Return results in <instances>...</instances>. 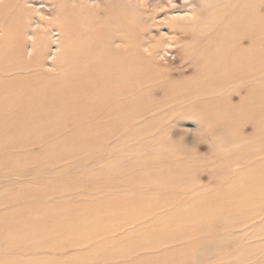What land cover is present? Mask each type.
<instances>
[{
	"label": "bare ground",
	"instance_id": "6f19581e",
	"mask_svg": "<svg viewBox=\"0 0 264 264\" xmlns=\"http://www.w3.org/2000/svg\"><path fill=\"white\" fill-rule=\"evenodd\" d=\"M42 1L49 2V11L38 15L35 3ZM91 1L94 0H37V2L0 0V133L10 132L15 135L13 138H20L19 146L22 140V145L26 144V146L36 141L44 142L52 144V148L62 146V149H69L70 154L67 153L69 157L68 155H74L75 151H80L87 145L109 143L118 145L130 130L129 127H133L135 123L137 93L141 85L139 84L140 63L150 65V62H154L151 56L155 53L147 46L148 41L145 44L141 40H135L134 37L135 41H130V36L126 35L129 37V42H125L117 37L115 33L123 30L126 23H123L120 16L114 18V12L107 8L105 12L100 11V7L103 6H99V0H95L93 4L90 3ZM27 2H35V6L31 4L29 8L24 7ZM203 2L206 5L202 7L200 13H193L190 18L186 16L182 21H174L173 26L166 25L169 26L167 30L169 37H175L177 30H182L178 31L181 33L178 42L180 39L188 38L187 41L194 45L193 55L196 59L192 63L193 69L182 75L185 77L162 84L161 91L165 95L169 91H182L184 88L189 100L209 99L215 102L209 101L213 108L209 111L208 118L209 121L221 124V127L212 130L203 125L199 129L203 130L207 138L203 141L208 147L221 154L211 153L206 161H199L187 153L174 149V145H170V149L167 148L161 144L164 141L160 138L155 139L152 135L153 137L144 141V147L148 151L146 155L139 159H131V157L129 161L125 160L127 164L121 168L116 165L113 177H109L108 173L106 178L100 177L102 180L99 182V177L96 175L98 180L95 181H98V184L97 182L94 184V181H92L93 185L83 182L82 187L78 188L80 184L78 182L74 186L65 182L59 184L43 182L38 187L40 190L31 189L23 201L16 205L17 211L21 207L23 210L11 217L5 214L0 217L1 221L11 218L18 220L23 215L27 218L26 224L38 232V237L36 240L32 231L23 230V245L36 246L37 243L36 248L40 249L51 246V249L58 250L56 256L59 257L63 255L60 253L72 246L75 240H77L75 242L92 240L91 248L102 251V258L113 259L117 252L122 255L127 254L141 243V239L147 246L153 247L161 238L180 233L194 235L205 231L208 232L207 236L194 241L183 252H168L159 255L156 259H135L131 264H153V261L156 264H176L181 258L183 260L181 264H202L207 262V257L194 256L201 249L210 253L218 252L214 255H219L218 258H224L227 254L238 258L237 261L226 264H264V244H260L256 238L261 229L258 227L250 229L251 224L245 221L246 217H239L244 209L253 215L260 206L264 205V0H204ZM100 12L105 13L103 19L99 17ZM132 17L127 15V18L133 19ZM49 28L57 32L53 41L48 38V34L52 31ZM151 28L149 27V30ZM145 36L142 37L144 40ZM164 37L160 38L162 42ZM140 46H143V49L146 46L147 50H144L149 56L139 51ZM49 68L53 71H49ZM145 76L150 78L148 73ZM180 84L182 87H179ZM186 85L191 87L186 90ZM149 88V92L153 90ZM211 92L215 93V96L209 97ZM226 94L236 95L237 102H229L224 98ZM156 107L153 106L155 109ZM177 107V109L181 108ZM182 107L188 109L194 107L200 113L204 110L201 105L184 104ZM242 125L248 127L247 133L241 130ZM23 132L27 133L24 137ZM34 132L46 134L56 132L59 135L55 133V138L51 136L48 139L37 136L33 134ZM13 138L11 141L14 140ZM8 142L4 136L0 138L1 160L7 161L6 159L10 160L12 156L14 157L13 153H9L10 158L7 154V158H3L6 157L4 147L9 146ZM14 144L16 147V143L11 145ZM132 153L137 152L132 151ZM5 161L3 162H8ZM14 161L17 160L11 161L9 165L11 166ZM197 162H201L202 167L199 168L195 164ZM101 163L103 164V161ZM75 164L77 166V163ZM93 167L95 170L98 168L96 165ZM23 171L25 173L28 170ZM196 172L198 176L204 177L203 182L210 183V189L201 190V185L191 179L196 176ZM2 173L5 174V171L3 170ZM78 177L80 178V175ZM110 178L122 192L115 193L114 191L117 190L115 187L113 197L102 198L96 195V192L110 186ZM60 188L70 189L75 193L81 192L90 197L80 204L67 198L64 202L50 200L56 198L57 190ZM2 190L5 191L3 188ZM128 193L132 195H127ZM160 194L165 195L164 206L170 208L176 204L173 211H168L169 218L175 219H165L157 213V207L162 204L156 203L152 195L158 198ZM180 195L187 196L188 199L179 201ZM76 206H79L78 209H73L77 208ZM106 206H109L110 213L107 217L101 218L97 213L104 211ZM33 210H36L35 217L31 212ZM86 211L90 212V217L86 216ZM148 217L153 219V225L145 232L139 230L122 241L96 242L95 235L111 231L112 227L107 224L112 221L123 223L126 220ZM258 217L256 215L254 218ZM171 221H177L179 224L171 228ZM213 222L219 225L214 228ZM15 224L0 227L2 240L5 235L10 239L16 236L17 232L13 233ZM19 224L16 225L17 231L20 230ZM263 224L259 225L262 227L261 231L264 230ZM88 228L97 231L90 234ZM219 241L224 243L219 244ZM213 242H217V245L214 246ZM229 246L232 253L229 252ZM97 260L98 258L90 250L66 257V262H72L71 264L77 262L92 264ZM2 264L15 263L12 259H7Z\"/></svg>",
	"mask_w": 264,
	"mask_h": 264
},
{
	"label": "rangeland",
	"instance_id": "374dc122",
	"mask_svg": "<svg viewBox=\"0 0 264 264\" xmlns=\"http://www.w3.org/2000/svg\"><path fill=\"white\" fill-rule=\"evenodd\" d=\"M31 1L37 2V0H31ZM129 1L130 0H104V1L99 0V3H100L99 6L101 5L104 7V9H103V7H100L101 8L100 11L104 10V12H105L106 8H107L108 10H111L114 12L113 13L114 18L120 16L121 19L124 21L123 23L127 24V25L125 24L126 27L124 26L123 30L116 32L117 34L115 33V35H117V37L125 40V42L128 41V39H129L128 36H130V39H129L130 41H135V40L140 41L141 40L145 44H146V41H148L149 45L147 44V46L150 47L153 50V52L155 53L154 55L151 56V58L154 61L153 63L150 62V65L140 63L141 71L139 70V72L141 73L140 78L143 81H141V80H140L141 82L139 81V84H141V85H139L138 93H137L138 98H137L136 120H135L133 127H129L130 130H128V132H126L125 136H123L121 141L118 142V145L117 144H111V143H109L107 145L103 144L104 146L103 145H91V146L87 145V146H84L83 148H81L80 151L79 150L75 151L74 155H68L69 157H67V153H69V149L68 150H67V148L62 149L63 148L62 146H59V147L56 146V148H54V147L52 148V146H51L52 144L49 145V144H45L44 142L42 143V142H38V141L32 142L27 146H26V144H24L25 145L24 146V145H22L23 140L21 141L22 144L20 143L21 145L19 146L18 143L21 140L20 138H16L17 139L16 140L15 138H13V137H15V135L10 133V132H5L6 135L4 132L0 133V135L2 134L0 136L1 139H2V136H4L5 139H7L9 142L11 141L12 138L14 139L10 143L8 142L9 146L8 145L6 147L2 146L5 148L4 151L6 150L5 151L6 157H3V158L6 159L7 155L10 158L12 153H13L12 155H14V157L16 156L15 159L13 156H12L13 158L11 157L10 160L6 159L8 162L0 159V165L1 166L4 165V167L0 166V176H1L0 177V191H1L0 192V217L3 214L11 217V216H13V214L18 213V211L23 210V207H21V208H18V211H17L16 205L23 201V199L27 196L28 192L31 189L40 190L38 187H40L43 184V182H50V183H54V184H59V183L65 182V184H68L71 186H74L75 183L78 182V183H80L79 187L78 186H75V187L80 188V187H82L81 183H83V182H87V183L93 185L92 181H94V184H95V182H97V184H98L100 182V180L106 178V174H108V173L110 174L109 177H113L112 174H114V172H115V166L116 165L118 168H121L127 164V161H129L131 159H139L141 156L147 154L148 151L144 147V141L148 140L147 138L153 137L152 135L155 136V139L160 138L162 141H164V142H161V144L165 145L167 148L169 147V149H170V145H174L173 146L174 149L179 150V151L184 152V153H187V155H190L191 157L196 158L199 161H206L211 156L210 155L211 153H215V155L221 154L220 152L212 151L208 147L206 142L203 141V139H207V138H206L204 132H202L203 130L199 129L203 125L207 126L206 128H209L212 130H216L219 127H221L220 126L221 124H217L216 122L209 121V118H208L209 111L213 108V105L210 104L209 101L211 103H215V102H212L209 99H203V100H201V99H198V100L190 99L189 100V99H187L186 92H185L184 88L182 91H179V90L169 91L165 95H163V93L161 91V85L162 84L170 83L171 81H175L177 79H182L183 77H185L182 75L185 74L186 71L188 72V71H191L193 69L192 63L196 59L193 55L194 45L191 42L187 41L188 38L180 39L178 42V37L181 35V33H178V31L180 32L182 30L176 29L177 35H175V37H173V36L169 37V31H167V30H169V26L170 25L173 26L174 21H176V22L182 21L183 18H186V16H187V18H190L193 13L194 14L200 13L202 7L204 5H206V3L203 2L204 0H169V1L168 0H164V1L163 0H152L153 2L150 0H142V1L141 0H137V1L131 0L130 1L131 4H129ZM156 1L157 2L159 1L161 4H158L159 2L157 3ZM34 3L35 2H30V3L27 2L26 5H24V7L29 8L32 6L31 4L34 5ZM48 3L49 2H47V1L35 3V5H37L36 9L38 11V15H40L41 13L49 11L48 10V8H49ZM90 3L91 4L95 3V0L91 1ZM141 4H142V7H141ZM95 5H97V4H95ZM153 5H154V7H153ZM123 6H124V10H123ZM132 6H133V8H132ZM114 7H115V9H114ZM118 8L119 9L122 8L121 11H119ZM164 8H166V9H164ZM149 10H152V11H149ZM128 11L129 12L131 11V13H129ZM158 11H159V13H158ZM169 11H171V13ZM120 12H121V14H120ZM123 12L125 14H123ZM104 14L105 13L102 14V12H100L99 17H101V19H103V17H105ZM155 14H156V16H155ZM127 15L130 18L132 16H135V17L134 18L132 17L133 19H130V18H127ZM179 16H180V19H179ZM141 17H143L142 18L143 23L141 22L142 21ZM148 18H150L152 21ZM169 18H170V20H169ZM127 19H128V21H127ZM129 19H130V21H129ZM33 20L35 21V19H33ZM153 20H156V22ZM130 23H133V25ZM162 24L163 25L165 24L164 25L165 28L163 27ZM136 25H137V27H136ZM142 25L145 26L146 29ZM149 25H151V26H149ZM160 25H162V26H160ZM166 25H169V26H166ZM179 26H181L180 23H179ZM149 27L150 28L152 27L151 29L154 28L155 30L154 29L149 30ZM158 28H160V30ZM49 30H52V29L49 28ZM152 31H154V33ZM144 32H146V34ZM56 33L57 32L54 30L50 31V33L48 34V38L50 41L54 40L53 37L55 36ZM123 33H125V35ZM129 33L131 35H129ZM126 35H128V36L126 37ZM139 35H140V38H139ZM160 35L165 36L164 37L165 40H164V38H162L163 42L160 39L161 38ZM144 36L146 38L145 40H144V38H142ZM133 37L135 40L133 39ZM26 38H28V37H26ZM153 38H154V40H153ZM169 41H171V42H169ZM162 43H164V44H162ZM140 44H141V42H140ZM140 47H141V49L139 48V51L141 53L145 54L146 56H149V53L146 51L147 50L146 46H144V49H146V50L143 49V46H140ZM154 47H156V49ZM167 49H170V50L167 51ZM158 50L161 51V53ZM155 51L159 52V53H156ZM181 60H183L182 63H181ZM178 61H180V62H178ZM185 67H186V69H184ZM49 71H53V69L49 68ZM146 72L149 74L150 78L145 76V74H147ZM151 75H153V76L151 77ZM141 76H144V77H141ZM145 78H146V80H145ZM149 87L153 88V90H150V92H149V89H150ZM179 87H182L181 84ZM189 87H191V86L186 85L185 89L187 90ZM146 89L148 90V92ZM172 95H173V97H171ZM213 96H215V93H213V92L209 93V97H213ZM146 97L148 99L152 97L153 99H155V101H153V99L148 100V99H146ZM169 98H170V100H169ZM224 98H226L231 103L237 102L236 95L227 96V94H226V96L224 95ZM142 99H143V101L146 100L145 103H143ZM156 99H158V100H156ZM165 99H166V102H165ZM161 100H163V102H161ZM151 102L154 103L155 105H157V107L154 104H152ZM160 103H162V104H160ZM184 104H189V106L190 105L191 106L201 105L204 107L203 113H200L194 107L193 108L191 107V109L184 108V107H182ZM153 106L156 107V109L153 108ZM160 106H161V109H160ZM177 106H179L181 108L177 109L178 108ZM158 107H159V109H158ZM208 126H211L213 128L208 127ZM141 130H143V131L141 132ZM241 130L244 133H247L248 127L246 125H242ZM7 133H9V134L7 135ZM55 133L56 132H50V133L46 134V133H42V132H36V133L34 132L33 134H35L37 136H43L45 138L50 139L51 136L53 138L56 137V136H54ZM165 133H166V135H165ZM60 134H62V133H60ZM64 134L65 133H63L62 135H64ZM160 134L163 135L165 139ZM25 135H27V133L23 132V137ZM29 135H32V134H29ZM56 135H59V134L56 133ZM134 135H135V137H133ZM31 137H34V136H31ZM209 138L210 137L208 136V139ZM135 139H136V141H135ZM133 142H134V144H133ZM13 143H16L17 146L15 147V144H14V146H12ZM121 143L123 144L122 146H121ZM129 144H130V146H129ZM183 144H185V145H183ZM238 145H240V144H238ZM21 146H23V148ZM7 147H8V149H7ZM125 147H127V148H125ZM139 147H143L144 149L143 148L139 149ZM9 149H10V151H9ZM100 151H104V152H100ZM132 151L137 152V153L133 154ZM144 152H146V153H144ZM9 153H11V154H9ZM101 153H102V155H101ZM125 153H127V154L125 155ZM1 154L2 153H0V158H1ZM18 154H20V155H18ZM65 154H66V156H65ZM90 154H92L93 157H92V155L89 156ZM120 154H121V156H120ZM99 156H100V158H98ZM95 157H97L98 159L97 158L95 159ZM127 157H129V158L127 159ZM81 158H82V160H81ZM87 158H89V159H87ZM26 159H29V161ZM111 159H112V161L110 162ZM13 160H17V161H14L15 164H14V162H12L11 166H10L9 163ZM78 160H80L81 163ZM96 160H98V161H96ZM125 160H127V161H125ZM3 161H5L7 163H4ZM82 161H84V163ZM102 161H103V164L101 163ZM104 161H106V162H104ZM108 162H110V164ZM72 163H73V165H72ZM75 163H77V166ZM93 163H95V164H93ZM111 163H113V164H111ZM5 164H7L8 167ZM195 164L198 165L199 168L202 167L201 162H197ZM195 164H194V166H195ZM93 165L98 166V168L96 169L97 171L95 169H93L95 167V166L93 167ZM11 167L13 168V170ZM5 168L7 171L5 170ZM9 168H11V170ZM17 168H19L20 170ZM68 168H70L72 170H69ZM78 168L81 170V173L83 174L82 176H81L80 170ZM99 168H101L100 171H99ZM29 169H34V171H29ZM38 169H39V172H43V173H41L42 175L38 172ZM91 169H93L96 173L95 172L93 173L92 172L93 170H91ZM1 170L2 171L4 170L5 174L2 173ZM23 170H25V171L28 170L29 172L27 171L24 173ZM87 170L88 171L90 170L91 172L90 171L88 172ZM46 171H47V173H46ZM106 171H107V173H106ZM111 171H113V173ZM72 173H74V174H72ZM87 173H89V174H87ZM104 173H105V175H104ZM2 174H4V175H2ZM48 174H49V176H47ZM92 174H93L94 180L91 179ZM43 175H44V177H43ZM79 175H80V178L78 177ZM96 175L99 177V182L95 181V180H98V178H96L97 177ZM60 176H62V177H60ZM86 176H89V177H86ZM94 176H95V178H94ZM86 178H89V179H86ZM203 178L204 177L198 176V173L196 172V176H193L191 179H193V181L195 183L199 184V186L201 185L200 186L201 190L210 189L211 188L209 185L210 183L207 184L206 182H203V180H202ZM74 179H76V180H74ZM87 180H89V181H87ZM111 180L112 179L110 178V186H112L113 188L110 186H106L107 188L104 187V190H102L100 192H96V195L102 196V198H104L106 196L113 197V191L116 188H117V190L114 192L115 193H121L122 192L121 189L118 188L114 184V181L112 182ZM90 181H91V183H90ZM70 182H71V184H70ZM11 183H12V185H10ZM2 188L5 189V191H3ZM65 188H67V187H65ZM6 190H8V191H6ZM61 190H62V192H61ZM123 193H125V192H123ZM127 195H132V194L128 193ZM98 196H97V199H98ZM46 197H47V195H46ZM89 197L90 196H87L86 194H83L81 192L75 193L70 189L60 188L57 190L56 198H51L50 200H57L58 202H64V200H67V199L71 200L72 199L74 202L80 204L82 202H86L87 198H89ZM152 197L154 198L156 203L162 204V205L157 207L158 208L157 213L159 215H162L165 219H175V218H169L170 216H169L168 211L169 210L173 211L176 204H174L170 208H169V206H164V202H165V195L164 194H160L158 198H156L154 195H152ZM179 197H180L179 201H183V200L188 199L187 196H183V195H180ZM8 200H11L13 202H9ZM67 203H70V202H67ZM60 206L63 207L61 204H60ZM61 207H59V208H61ZM76 207L77 208L74 207L73 209H78L79 206H76ZM108 208H109V206H106L105 210L101 211L100 213H97V215H99L101 218L107 217V215L110 213L108 211ZM34 211H36V210H33L31 212H32L33 216L35 217L36 212H34ZM240 214H239V217H241V216L244 218L246 217L245 221L249 222V224H251V227L254 225V227H252V228L250 227V229H254V228L258 227L262 230V227H260L259 225L264 223V205H262L258 208L256 214L252 215L246 209L242 210ZM256 215H258L259 217L254 218ZM86 216L90 217L91 216L90 212H87ZM49 220H48V222H49ZM26 223H27V218L24 215L21 216V218L18 220H15L14 218L8 219L6 221L0 220V227L1 226H7V225L10 226V225L15 224V227H14L15 230H13L14 231L13 233L16 234V232H17V234H18V235L16 234V236H12L11 239L18 237L17 239H14L12 241L5 234L4 235L6 238L3 236V239L6 242L0 238V264H2V262H4L7 259H12L15 264H23L24 262L26 264H38V263L39 264H50L53 262H54V264H71L72 262H66L67 255L79 254V253L86 252L89 250L92 252V254L96 258H98L96 263H92V264H131L132 261L135 259H145V260L147 258L156 259L159 255L166 254L168 252H173V251L183 252V251L187 250V248L194 241L201 239V238L208 235V232H205V231L203 233L194 234V235H188L185 233H180L178 235H173L171 237L161 238L159 240L158 244L153 246V247L147 246L146 242L141 239L140 240L141 243L138 244L136 247L132 248L127 254L122 255V254L117 252L116 256L113 259L102 258V256H103L102 251H100L98 248H91V247H93V244L91 243L92 240H85V241H78V242H75V241H77V240H75L72 243L73 245L65 248L60 253L63 255L58 257V256H56V251H58V250H56L54 248L51 249L52 248L51 246H48L47 248H44V249H40V248H36L37 243H36V246L34 244L23 245V233H22L23 230L32 231V234L36 238V240L38 237V232L34 231ZM171 223H172L171 228H173L175 225L179 224V223H177V221H171ZM17 224H19V229H20L18 231L16 229ZM152 225H153V219L150 217L143 218L140 220H126L123 223H118V222L112 221V222L107 224V226L112 227L111 231L104 233V234H101V235H95V237H97L96 242H99V241H113V242L114 241H122L127 236L133 235V234L137 233L139 230L143 231V232L149 230V228H151ZM213 225H214V228H216L219 224L217 222H213ZM263 226H264V224H263ZM80 230H82V229H80ZM80 230H77V231H80ZM261 230H260V232L256 238L258 239L260 244H264V230L263 231H261ZM87 231L90 234H94L97 230H94V229L90 230L88 228ZM219 242H218L219 244L224 243L222 241H219ZM124 243H130V242H124ZM213 245L214 246L217 245V242H213ZM229 248H230L229 252L232 253L231 246H229ZM51 252H52V254H51ZM216 253H218V252H216ZM216 253L215 252L210 253L205 249H201L199 252L195 253L194 256L195 257H204V256L207 257V259H208L207 262L202 263V264H207L208 261H209V264H226V263H232V262L238 260V258H236L235 255H231V254H227V256H224V258H218L219 255L214 256ZM18 254H19V257H18ZM13 255H15V256H13ZM48 256L51 258H49ZM234 256H235L236 260H235ZM194 259H196V258H194ZM44 260H46V261L44 262ZM182 261L183 260L181 258L176 262V264H181ZM75 264H79V263L77 262ZM82 264H86V263L82 262ZM150 264H152V263H150ZM153 264H156V262L153 261Z\"/></svg>",
	"mask_w": 264,
	"mask_h": 264
}]
</instances>
